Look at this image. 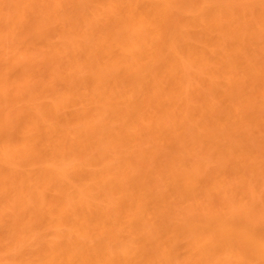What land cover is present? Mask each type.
Here are the masks:
<instances>
[{
  "label": "bare ground",
  "instance_id": "6f19581e",
  "mask_svg": "<svg viewBox=\"0 0 264 264\" xmlns=\"http://www.w3.org/2000/svg\"><path fill=\"white\" fill-rule=\"evenodd\" d=\"M0 264H264V0H0Z\"/></svg>",
  "mask_w": 264,
  "mask_h": 264
}]
</instances>
